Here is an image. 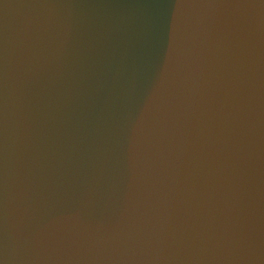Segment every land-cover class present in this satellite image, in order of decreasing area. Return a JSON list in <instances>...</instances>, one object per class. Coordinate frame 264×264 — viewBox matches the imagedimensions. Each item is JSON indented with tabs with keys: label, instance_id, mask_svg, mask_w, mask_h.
Masks as SVG:
<instances>
[{
	"label": "clouds",
	"instance_id": "obj_1",
	"mask_svg": "<svg viewBox=\"0 0 264 264\" xmlns=\"http://www.w3.org/2000/svg\"><path fill=\"white\" fill-rule=\"evenodd\" d=\"M0 0V264H264V0Z\"/></svg>",
	"mask_w": 264,
	"mask_h": 264
},
{
	"label": "water",
	"instance_id": "obj_2",
	"mask_svg": "<svg viewBox=\"0 0 264 264\" xmlns=\"http://www.w3.org/2000/svg\"><path fill=\"white\" fill-rule=\"evenodd\" d=\"M119 3L138 10L137 16L133 23L143 27V35L145 40H150L153 33L158 32L162 28V22L150 13L153 9L161 5H171L174 0H118Z\"/></svg>",
	"mask_w": 264,
	"mask_h": 264
}]
</instances>
